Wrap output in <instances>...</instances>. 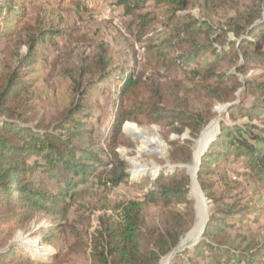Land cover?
Here are the masks:
<instances>
[{
	"label": "trees",
	"instance_id": "obj_1",
	"mask_svg": "<svg viewBox=\"0 0 264 264\" xmlns=\"http://www.w3.org/2000/svg\"><path fill=\"white\" fill-rule=\"evenodd\" d=\"M242 1L246 5L240 7ZM29 2L0 0V42L13 44L0 70V231L8 227L13 232L42 213L50 224L36 235L40 245L58 247L66 234L74 243L66 250L58 247L48 261L8 245L0 249V264H61L69 253L82 250L89 252L90 264H163L179 242L186 241L195 219L189 199L191 178L176 167L150 180L139 199L109 197L111 188L128 180V165L117 153L122 126L137 121L169 128L176 135L188 130L194 140L214 117V107L232 103L236 95L241 98V89L255 93L256 100L226 110L233 124L221 122L219 136L200 159L197 181L213 204L202 239L175 255L170 264H264V238L257 240L251 230L241 232L264 216V0H117L128 15L141 11L147 2L160 8L152 18L138 14L135 27L144 32L157 21V39L147 38L148 51L163 67L189 68L183 71L185 85H173L179 90L172 101L159 96V87L131 103L130 96L142 81L134 70L136 55L123 47L113 51L104 42L78 70V76L92 78L83 88L76 85L78 101L52 129L41 131L24 116L26 95L36 83L31 75L39 52L58 31L43 20L36 33L23 37L19 26ZM192 5L198 7V16L190 13ZM257 71L240 81V75ZM107 89L116 91L113 123L107 137L96 144L91 130L76 120L89 114L98 118L97 109H83L80 103ZM189 89L199 94L200 101L191 105L186 101ZM192 146L190 140L170 142L169 162L190 164ZM30 157L43 163H30ZM230 158L243 163L252 206L235 209L212 190L213 178L225 179L222 166ZM78 199L94 200L97 206L92 207L101 212L92 232L69 223Z\"/></svg>",
	"mask_w": 264,
	"mask_h": 264
},
{
	"label": "rangeland",
	"instance_id": "obj_2",
	"mask_svg": "<svg viewBox=\"0 0 264 264\" xmlns=\"http://www.w3.org/2000/svg\"><path fill=\"white\" fill-rule=\"evenodd\" d=\"M242 3L245 4L242 1L240 7ZM190 8L191 14L194 16L199 15L197 6L192 5ZM140 13L149 14V18H152L160 13V8H154L150 2H147L141 11L136 10L133 15H128L124 12L122 6L118 5L117 0H31L29 2L26 19L19 26L23 37L26 38L29 34L36 33L42 27L40 23L43 20L49 21L50 26L55 31H58L52 39L47 40L46 45L39 52V56L36 59L37 63L33 66L34 72L31 77L36 79V83L32 85L26 95L27 106L24 115L28 121H31L30 125L32 127H37L40 131L52 129L53 125L57 121H61L73 104L78 101L75 92L76 85L78 84L80 88H83L92 79L89 76L83 78L78 76V70L83 67L84 61L91 60L96 55L100 44L104 42L112 47L113 51L123 47L125 52H133L136 55L137 63L134 66V70L136 75H141L142 81L140 89H136L130 96L129 100L131 103H136L141 98L150 96V91L159 87V96L164 101H172L174 99V91L185 85L183 71L189 70V68L180 64L172 65L168 68L163 67L153 52L148 51L147 38L157 39L155 38L157 21L149 23L146 30L140 32L135 27L136 23H139L137 15ZM144 33L145 35L143 36ZM12 48L13 44L0 42V70L2 62L7 59V56H10ZM25 51L26 48L23 46L20 52L24 53ZM228 70L238 76L237 73L233 72V69ZM257 73L258 71L251 72L247 76L240 75V81L243 83L251 75H257ZM97 83H92L91 85H97ZM173 85L179 87L173 90ZM241 91V98H237L236 95V99L229 104L234 106L242 103L247 106L256 100L255 93L252 91H244L243 89ZM115 92V90L109 92L107 89L93 99L88 97L80 103L83 109H97L99 112L98 118L89 114L87 117H78L76 120L84 123L91 130L89 134L96 144H101L100 141L106 138L111 130L110 126L113 123L111 111L117 99ZM185 93L187 96L186 101L190 105L200 101L197 92L189 89ZM97 100H101V102ZM226 105L228 104H220L214 107L215 115L205 126L207 128L211 122H214L213 131L202 146L198 145L197 140L206 129L205 127L198 137L192 140L188 130L181 135H176L169 128H164L157 124H140L137 121L125 122L118 136L121 145L118 147L117 153L119 158L128 165V180L126 183L111 188L107 192L109 197L115 200L139 199L145 190L150 187L148 185L150 180L153 181L161 171L168 172L173 170L176 167L170 168V166L174 165H186L169 162L170 142L172 141L182 142L190 140L193 143L192 157L194 161L191 165L194 164L195 166L198 156L203 155L210 143L219 136L221 122H225L227 125L233 124L227 119ZM128 125L146 131L150 137L152 135V137H158L156 145L159 152L157 154L153 153L149 144H143L141 139L128 135L124 131ZM101 158L106 160L104 156H101ZM193 158H191V161ZM28 160L30 163L34 161L40 164L43 163L41 159L35 157H30ZM132 161L142 166L145 170L141 172L140 169H135L131 164ZM242 167L243 163L241 161L230 158L222 166L225 179L220 180L216 177L213 178L212 182V190L215 192L216 197H225L226 201L233 204L235 209L246 208L255 204L252 199L253 193L248 189L247 182L242 177ZM184 169L187 171L186 168ZM194 180L199 188L198 190H200L199 192H201L200 195L203 196L205 201L206 218L204 223H206L209 220L210 209L213 204L202 191L197 181V173L194 174ZM47 185L49 188L53 187V184L49 181H47ZM190 186L189 199H191L195 208L196 201ZM92 206H97L94 200H76L70 210L69 223L82 232L94 231L97 226V216L101 212L94 210ZM178 207L182 209L183 205ZM195 221L196 209L195 219L190 231H192ZM49 224L50 218L41 213L30 221L28 225L13 232L8 231V227L2 229L0 231V249L6 248L8 245L18 246V248L30 252L37 260H50L58 247L66 250L74 243V240L66 234L58 247L46 244L40 245L36 235L41 228L48 227ZM247 226L249 227L248 230L245 228L241 231L242 233L246 234L251 230L257 236V240L264 238V216L260 217L256 222L250 221ZM67 232L69 233V231ZM202 236L203 234L199 235L195 240L176 248L175 254L170 257L169 264L178 253L195 247L201 241ZM88 253L87 250L69 253L61 264H90Z\"/></svg>",
	"mask_w": 264,
	"mask_h": 264
},
{
	"label": "bare ground",
	"instance_id": "obj_3",
	"mask_svg": "<svg viewBox=\"0 0 264 264\" xmlns=\"http://www.w3.org/2000/svg\"><path fill=\"white\" fill-rule=\"evenodd\" d=\"M222 109H223V107H222ZM213 124H214V122H211L207 126V128L204 130V132L202 134H200V136H199V138L197 140L198 145L202 146V145L205 144L206 139H208V137L212 134ZM125 131H126V133L128 135L141 139L143 144H146V145L149 144V147H150V149H151V151L153 153L157 154L159 152V149H158V147L156 145V142L158 141V137H152L153 135L150 137L146 131H144L142 129H139L137 127H133L131 125H128L125 128ZM201 152H202V150H201ZM198 158H199V156H198ZM193 161H194V158L192 159L191 163ZM197 162H198V160H197ZM191 163H190V166H189V173H190V177H191V186L190 187H192V193H193V196H194L195 201H196V205H195L196 221H195V224L193 226L192 231H190V233L188 234L187 241H184L181 245H184L185 243H187L189 241L195 240L200 235V233L202 231V225H203V223L205 221V218H206L205 201H204L203 196L200 195L201 192H199L200 190H198L199 188H198L197 184L195 183L196 181L194 180V172H195L194 167H196L197 163L195 164V166H194V164L191 165ZM131 164L133 165V167L135 169H140L141 172H143L145 170V169L142 168V166H140L138 164H135L133 161L131 162ZM170 256L166 259L167 261L166 260L164 261L163 264H168V260H169Z\"/></svg>",
	"mask_w": 264,
	"mask_h": 264
},
{
	"label": "water",
	"instance_id": "obj_4",
	"mask_svg": "<svg viewBox=\"0 0 264 264\" xmlns=\"http://www.w3.org/2000/svg\"><path fill=\"white\" fill-rule=\"evenodd\" d=\"M233 104H228V105H226L225 106V109H228L230 106H232ZM124 131H125V129H124ZM201 157H202V155L198 158V162H197V164H196V167H195V172H194V174H196L197 172H198V168H199V165H200V163H201V161H200V159H201ZM189 166L190 165H178V166H170V168H174V167H180V168H186L187 169V171L189 172ZM195 209V208H194ZM207 223V222H206ZM206 223H204L203 224V226H202V231H201V234H200V236L203 234V232H204V229L206 228ZM190 233V230L185 234V236L186 235H188ZM178 247H180V242H179V245H178ZM177 247V248H178ZM175 251H176V249L172 252V253H170V255H174L175 254Z\"/></svg>",
	"mask_w": 264,
	"mask_h": 264
}]
</instances>
